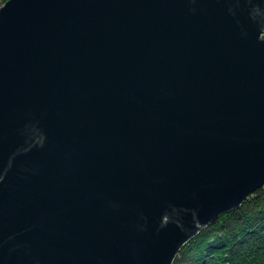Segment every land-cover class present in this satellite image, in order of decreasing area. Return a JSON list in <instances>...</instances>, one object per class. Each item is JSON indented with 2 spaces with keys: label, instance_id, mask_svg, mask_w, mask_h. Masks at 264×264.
Masks as SVG:
<instances>
[{
  "label": "water",
  "instance_id": "95a60500",
  "mask_svg": "<svg viewBox=\"0 0 264 264\" xmlns=\"http://www.w3.org/2000/svg\"><path fill=\"white\" fill-rule=\"evenodd\" d=\"M264 183V0H4L0 264H173Z\"/></svg>",
  "mask_w": 264,
  "mask_h": 264
},
{
  "label": "trees",
  "instance_id": "16d2710c",
  "mask_svg": "<svg viewBox=\"0 0 264 264\" xmlns=\"http://www.w3.org/2000/svg\"><path fill=\"white\" fill-rule=\"evenodd\" d=\"M173 264H264V183L191 238Z\"/></svg>",
  "mask_w": 264,
  "mask_h": 264
},
{
  "label": "rangeland",
  "instance_id": "374dc122",
  "mask_svg": "<svg viewBox=\"0 0 264 264\" xmlns=\"http://www.w3.org/2000/svg\"><path fill=\"white\" fill-rule=\"evenodd\" d=\"M3 2H4V1H3ZM3 2H2V3H3ZM0 5H1V4H0ZM238 207H239V206H238ZM222 213H223V212H222Z\"/></svg>",
  "mask_w": 264,
  "mask_h": 264
}]
</instances>
